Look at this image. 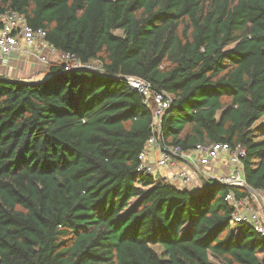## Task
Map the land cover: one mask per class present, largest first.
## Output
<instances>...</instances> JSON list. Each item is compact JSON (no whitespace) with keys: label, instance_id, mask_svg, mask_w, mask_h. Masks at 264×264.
Wrapping results in <instances>:
<instances>
[{"label":"trees","instance_id":"1","mask_svg":"<svg viewBox=\"0 0 264 264\" xmlns=\"http://www.w3.org/2000/svg\"><path fill=\"white\" fill-rule=\"evenodd\" d=\"M9 10L104 73L0 75V264H264V235L233 226L226 200L255 201L246 188L138 170L153 118L128 82L171 98L163 143L244 147L264 191V0H0Z\"/></svg>","mask_w":264,"mask_h":264},{"label":"built area","instance_id":"2","mask_svg":"<svg viewBox=\"0 0 264 264\" xmlns=\"http://www.w3.org/2000/svg\"><path fill=\"white\" fill-rule=\"evenodd\" d=\"M0 67H13L22 57L34 56L42 65L49 63H64L66 69L79 67L91 68L104 73L101 65L83 64L72 53H63L54 48L47 40V32L43 28L31 26L25 17L17 11L9 10L0 16ZM0 75H4L0 72ZM29 80V79H27ZM130 85L145 95L146 104L152 110L154 134L149 138L146 149L140 154L138 170L154 175H160V168L164 167L172 175H163L168 181L181 189H189L193 185L200 186L204 182L230 184L232 187L246 188L249 186L244 177L243 158L246 149H234L227 142L199 143L193 149L185 150L179 145H168L161 140L160 123L171 107V98L163 91H153L150 83L139 78H128ZM156 147L159 158L156 162L148 160L150 148ZM186 161L180 164V161ZM226 164L233 168L229 172H217L215 167ZM264 194L263 190H256V199ZM229 204L235 207L233 226L242 223L252 225L258 233L264 235V212L255 210L246 203V199H237L233 192L226 196Z\"/></svg>","mask_w":264,"mask_h":264},{"label":"crops","instance_id":"3","mask_svg":"<svg viewBox=\"0 0 264 264\" xmlns=\"http://www.w3.org/2000/svg\"><path fill=\"white\" fill-rule=\"evenodd\" d=\"M38 68H42L41 63L39 64L37 59L32 56V57H22V59H20L17 63H15V65L13 67H9V68H5V67H0V72H2L4 75L10 76V75H19V74H34V72L38 69ZM32 71V73H30ZM18 72V73H17ZM17 73V74H16ZM156 149L157 155H156V159L155 160H151L148 156V160L150 162H156V160L159 158V154L160 151L156 148V147H152ZM151 149V148H150ZM149 149V150H150ZM149 152V151H148ZM186 163V161H180V164H184ZM217 172H229L230 170H233V168L231 169L230 166L226 165V164H222V165H218L215 167ZM172 175L170 171H168V169H166L162 174L160 171V175ZM204 184V183H203ZM203 187V185L201 184L200 186L197 185H193L192 189L195 188V190H197L198 188ZM260 208L262 209V212H264V194H262L260 197H258V199H256ZM246 203L250 204L251 201H249L248 199H246L245 201ZM251 205V204H250Z\"/></svg>","mask_w":264,"mask_h":264},{"label":"rangeland","instance_id":"4","mask_svg":"<svg viewBox=\"0 0 264 264\" xmlns=\"http://www.w3.org/2000/svg\"><path fill=\"white\" fill-rule=\"evenodd\" d=\"M116 33L117 34H121L122 32L121 31H116ZM39 63V62H38ZM40 64V63H39ZM42 65V64H41ZM98 65V63L97 64H94V66H97ZM47 68H48V65H42V68L40 69V68H38L35 72H34V74H36V75H33V74H29V75H27V74H19V75H10V76H7L8 78H11V79H21V80H27V79H29V80H33V79H41V78H44L47 74H49V72L47 71ZM18 73V72H17ZM16 73V74H17ZM30 73H32V71L30 72ZM262 124V123H264V115H263V117L259 120V122H258V124ZM264 128L263 127H261V130H263ZM264 138V135H262L261 137H260V139H263ZM156 155H157V152H156V149L155 148H151L150 150H149V152H148V156H149V158L151 159V160H155L156 159ZM166 170V168H164V167H162V168H160V171H161V174L164 172ZM202 188V187H201ZM201 188H198L197 190H195V188L194 189H192V187L190 188V190L192 191V192H195V191H199ZM256 191V190H255ZM252 194V193H251ZM253 196H254V199H255V201H257L256 200V197H255V195L254 194H252ZM255 201H251V206H252V208H254L255 210H259V209H261L260 208V206H258L259 204H258V202H255ZM258 204V205H257ZM158 251H161V249L159 248V247H157L156 248Z\"/></svg>","mask_w":264,"mask_h":264},{"label":"water","instance_id":"5","mask_svg":"<svg viewBox=\"0 0 264 264\" xmlns=\"http://www.w3.org/2000/svg\"><path fill=\"white\" fill-rule=\"evenodd\" d=\"M54 75L52 73L47 74L44 78L41 79H33V80H21V79H11L8 78L9 81L13 82V83H20V82H26L28 84H32V85H36V84H40L43 83L47 80H49L50 78H52ZM222 187H232L230 184L226 183V184H220ZM247 190L250 191L252 194L256 195V191L248 186Z\"/></svg>","mask_w":264,"mask_h":264}]
</instances>
